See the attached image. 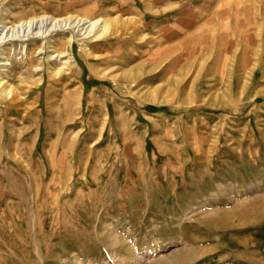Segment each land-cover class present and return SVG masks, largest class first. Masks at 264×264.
I'll return each mask as SVG.
<instances>
[{"label":"rangeland","instance_id":"rangeland-1","mask_svg":"<svg viewBox=\"0 0 264 264\" xmlns=\"http://www.w3.org/2000/svg\"><path fill=\"white\" fill-rule=\"evenodd\" d=\"M0 81V264H264V0H0Z\"/></svg>","mask_w":264,"mask_h":264},{"label":"bare ground","instance_id":"bare-ground-1","mask_svg":"<svg viewBox=\"0 0 264 264\" xmlns=\"http://www.w3.org/2000/svg\"><path fill=\"white\" fill-rule=\"evenodd\" d=\"M43 19H46V17H43V18H41V19H33V20H31V21H29V22H27V23H21L20 25H19V27L21 28L22 26H25L24 27V30L26 31V30H28V33H29V31L31 32V34H32V32L34 31V30H36L37 29V33L38 32H41L40 30H41V25L40 26H38V24L39 23H43ZM63 21V20H62ZM55 22H56V20H55ZM57 22H59V21H57ZM93 26L96 24V22H92L91 23ZM109 25V23L108 22H106V24H105V29L104 30H102L103 32H105L106 30H109L110 29V27L108 26ZM53 26H55V24H53ZM12 32H14V29L12 30ZM103 32H101V34H103ZM36 34V33H35ZM224 51V50H223ZM32 56V55H31ZM0 88L1 89H3L2 88V81H0ZM6 89V88H5ZM12 91H13V89H7V93H11L12 94ZM12 96H14V95H12ZM9 99V98H8ZM182 181V180H181ZM36 183V182H35ZM49 183V182H48ZM70 191V190H69ZM186 192V191H185ZM59 200V199H58ZM36 208V207H35ZM37 210V209H36ZM58 210V209H57ZM33 211V210H32ZM162 212V211H161ZM146 214V213H145ZM39 216V215H38ZM53 218V217H52ZM34 219H37V218H34ZM116 240V239H115ZM106 252V251H105ZM131 254V253H130Z\"/></svg>","mask_w":264,"mask_h":264}]
</instances>
